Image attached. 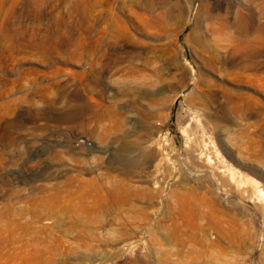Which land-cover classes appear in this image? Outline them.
<instances>
[{
    "label": "rangeland",
    "instance_id": "1",
    "mask_svg": "<svg viewBox=\"0 0 264 264\" xmlns=\"http://www.w3.org/2000/svg\"><path fill=\"white\" fill-rule=\"evenodd\" d=\"M0 264H264V0H0Z\"/></svg>",
    "mask_w": 264,
    "mask_h": 264
},
{
    "label": "bare ground",
    "instance_id": "2",
    "mask_svg": "<svg viewBox=\"0 0 264 264\" xmlns=\"http://www.w3.org/2000/svg\"><path fill=\"white\" fill-rule=\"evenodd\" d=\"M260 40V39H259ZM263 40V39H262ZM249 47V46H248ZM244 109H245V111H251V105H249V104H246L245 106H244Z\"/></svg>",
    "mask_w": 264,
    "mask_h": 264
}]
</instances>
